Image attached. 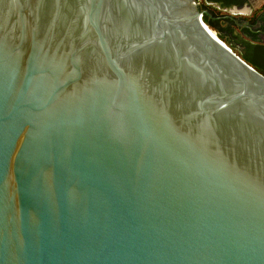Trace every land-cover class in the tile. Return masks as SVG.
<instances>
[{
	"label": "water",
	"instance_id": "obj_1",
	"mask_svg": "<svg viewBox=\"0 0 264 264\" xmlns=\"http://www.w3.org/2000/svg\"><path fill=\"white\" fill-rule=\"evenodd\" d=\"M205 14L0 0V264H264V75Z\"/></svg>",
	"mask_w": 264,
	"mask_h": 264
},
{
	"label": "flooded vegetation",
	"instance_id": "obj_2",
	"mask_svg": "<svg viewBox=\"0 0 264 264\" xmlns=\"http://www.w3.org/2000/svg\"><path fill=\"white\" fill-rule=\"evenodd\" d=\"M205 4L203 11L212 15L207 8L215 7L220 10L218 29L231 41L235 39L240 41L238 49L245 51L247 46L252 47L253 58L256 59L257 65L264 72V4L260 11L254 7L255 0H202ZM264 1V0H261ZM200 7L203 6L199 2ZM247 8L251 15L243 16L241 12ZM239 9L238 12H234ZM257 11V12H256ZM248 25H245V23ZM229 30H233L229 32ZM247 44V46L245 45Z\"/></svg>",
	"mask_w": 264,
	"mask_h": 264
},
{
	"label": "trees",
	"instance_id": "obj_3",
	"mask_svg": "<svg viewBox=\"0 0 264 264\" xmlns=\"http://www.w3.org/2000/svg\"><path fill=\"white\" fill-rule=\"evenodd\" d=\"M205 8V4H203V6H201V9H204ZM210 10L211 12V16L208 15V14H205L204 15V22L211 28L213 29L218 37L224 41L229 47L232 48V50L237 53L244 61H246L249 65L253 66H257V63H256V59L253 58V51H252V47H249L247 46V44L245 43V45L247 46L248 49H246L245 51H240L238 49V45L240 44L238 40H234V41H231L230 39H227L222 33H221V30L218 29L217 26H219V22H221L218 18L220 17V10H218V8H215V7H210V8H207ZM233 30H229V32H232ZM255 68V67H254ZM260 68V67H259Z\"/></svg>",
	"mask_w": 264,
	"mask_h": 264
},
{
	"label": "crops",
	"instance_id": "obj_4",
	"mask_svg": "<svg viewBox=\"0 0 264 264\" xmlns=\"http://www.w3.org/2000/svg\"><path fill=\"white\" fill-rule=\"evenodd\" d=\"M263 4H264V1H261V0H255L254 7L257 9V11H260V8L263 6ZM257 11H256V12H257ZM250 12H251V11H249L247 8H245V9L243 10V12H241V14H242L243 16H249V15H251ZM245 25H248V23L246 22Z\"/></svg>",
	"mask_w": 264,
	"mask_h": 264
},
{
	"label": "rangeland",
	"instance_id": "obj_5",
	"mask_svg": "<svg viewBox=\"0 0 264 264\" xmlns=\"http://www.w3.org/2000/svg\"><path fill=\"white\" fill-rule=\"evenodd\" d=\"M200 1L202 2V5H203V1L202 0H197V2H200ZM254 67H255L256 70H258L261 74L264 75L263 70H261L259 67L255 66V65H254Z\"/></svg>",
	"mask_w": 264,
	"mask_h": 264
},
{
	"label": "bare ground",
	"instance_id": "obj_6",
	"mask_svg": "<svg viewBox=\"0 0 264 264\" xmlns=\"http://www.w3.org/2000/svg\"><path fill=\"white\" fill-rule=\"evenodd\" d=\"M208 28H210L209 26H208ZM211 29V28H210ZM211 30H213V29H211ZM214 31V30H213ZM214 33L217 35V33L214 31ZM217 37H218V35H217ZM218 39H219V37H218Z\"/></svg>",
	"mask_w": 264,
	"mask_h": 264
}]
</instances>
